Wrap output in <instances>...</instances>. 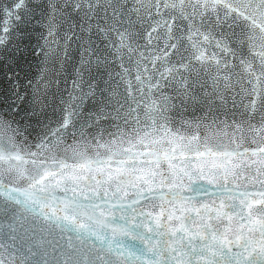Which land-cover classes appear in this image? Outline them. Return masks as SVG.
<instances>
[{
  "label": "snow or ice",
  "instance_id": "1",
  "mask_svg": "<svg viewBox=\"0 0 264 264\" xmlns=\"http://www.w3.org/2000/svg\"><path fill=\"white\" fill-rule=\"evenodd\" d=\"M13 211L84 264H264V0H0Z\"/></svg>",
  "mask_w": 264,
  "mask_h": 264
},
{
  "label": "water",
  "instance_id": "2",
  "mask_svg": "<svg viewBox=\"0 0 264 264\" xmlns=\"http://www.w3.org/2000/svg\"><path fill=\"white\" fill-rule=\"evenodd\" d=\"M122 239L130 242L132 238ZM0 243L17 264H84L96 258L103 242L49 229L36 217H30L22 227L13 211L0 216Z\"/></svg>",
  "mask_w": 264,
  "mask_h": 264
}]
</instances>
